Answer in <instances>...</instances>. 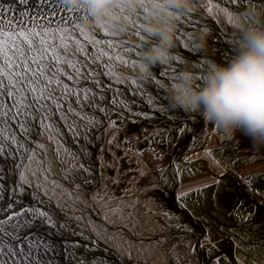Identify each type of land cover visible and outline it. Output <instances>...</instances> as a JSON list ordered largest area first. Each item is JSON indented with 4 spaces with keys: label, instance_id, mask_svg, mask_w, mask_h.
<instances>
[{
    "label": "snow or ice",
    "instance_id": "1",
    "mask_svg": "<svg viewBox=\"0 0 264 264\" xmlns=\"http://www.w3.org/2000/svg\"><path fill=\"white\" fill-rule=\"evenodd\" d=\"M205 3L206 7L193 8L180 14L177 28L180 50L158 62L155 72L148 76H122L116 70L118 67H128L135 72L143 49L152 42L144 38L146 13L143 10L136 13L137 24L131 29L133 34L123 38L106 24H99L94 29L86 28L80 12L73 11L68 0H15V3H0V158L5 162L9 158L17 161L15 172L12 166L6 167V163L0 162V264H87L82 254L78 256L76 249L80 248L91 255V264H109V259L103 255L109 249L101 250L100 245L116 240L117 236L105 235L109 229L105 227L101 230L91 219L87 225H80L83 216L67 217L65 206L60 203L64 197L73 205L82 202V198L76 194L82 190L77 180L84 185L92 183L89 179L92 168L88 162L91 156L88 145L91 142L90 133L102 123L95 112L99 110L104 114L109 129L119 131L117 121L111 118L109 110L96 102H102L105 99L104 93L113 88V83L105 86L101 78L106 77L118 85H134L133 95H146L147 103L154 112H169L174 107L167 105L168 97L162 95L166 90L163 81L165 78L170 81L176 79L178 66L184 63L181 51L187 55L200 52L193 35V31L201 24L197 18L198 13L202 11L216 25L223 21L237 30V17L240 14L247 17L249 6L254 5L253 0H243L245 10L238 13L235 9L241 0H228V4L224 0H205ZM18 5L22 7L18 9ZM236 38L237 31L229 33L218 28L216 51L222 54L225 49L234 51ZM224 58L228 59V56L225 54ZM199 61L203 69L206 60L200 56ZM115 92L117 95H113L111 103L132 112L125 100L117 98L119 88ZM156 98L162 102L154 104ZM86 104L92 108V114L85 112ZM192 112L193 115L183 117V120L195 124L196 110ZM134 115L151 118L149 112ZM119 117L123 119L122 112ZM192 131L185 125L179 128L178 135L182 137ZM66 133L76 144L79 154L67 147ZM96 139L101 137L97 135ZM115 140L116 132H113L108 144H113ZM49 144L55 152V162L61 165L60 180L53 173V160L48 155ZM100 151L103 152L104 148ZM206 152L211 155V150ZM140 174L144 175L143 172ZM219 175L222 178L225 173ZM159 176L167 185L168 180L163 171ZM237 180L256 201V205L264 208V182L255 183L259 176H238ZM62 181L70 187H66ZM118 182L116 179L112 181L113 184ZM149 184L151 188H157L155 178ZM212 184L219 190L221 179H214ZM25 185L32 189L30 196L34 203L24 204L16 211V207L23 204ZM210 186L204 184L202 187ZM191 191L200 194L202 188L172 194L179 208H186L185 198ZM166 192L167 188L162 189L160 197H164ZM91 199L94 204H99L104 200V195L97 192ZM53 202L64 213L63 216H57L51 210ZM111 203L109 199L102 205L105 209L102 212L105 224L114 226L118 233L124 229L134 231L136 224L132 222L129 209H135L138 200L123 207L120 205L124 202L120 200L115 207L109 208ZM90 207L95 211L94 206ZM160 214L169 229L192 231L171 210L161 209ZM73 219L79 231L73 228ZM173 219L176 220L175 224L170 223ZM85 227H88L89 234H85ZM203 239L208 241V246L205 248L201 243L199 247L205 250L206 256L211 257L217 245L208 235ZM166 240L167 237H162L157 243ZM177 248L178 244H173L170 252L174 264H181ZM196 251L193 245L189 252L184 253L183 264H191L188 256L196 255ZM221 259V256H216L210 264H221ZM223 259L226 264H231L227 257ZM237 264H240L238 259Z\"/></svg>",
    "mask_w": 264,
    "mask_h": 264
},
{
    "label": "rangeland",
    "instance_id": "2",
    "mask_svg": "<svg viewBox=\"0 0 264 264\" xmlns=\"http://www.w3.org/2000/svg\"><path fill=\"white\" fill-rule=\"evenodd\" d=\"M224 3L228 4V0H224ZM253 3L256 6H264V0H253ZM235 10L238 13L245 10L243 0ZM197 18L200 19L201 24L193 31V35L196 36V33L206 25L211 30L208 48L205 52L192 55L181 51L184 61L199 63V57L203 56L206 61L227 62L234 51L225 49L224 54L216 51L217 29L223 28L229 33L237 30L223 21L220 25H216L202 11L198 13ZM176 41V46L170 50V54L180 50L178 33ZM225 54L228 59L224 58ZM183 67L184 63L179 65L178 72L182 71ZM116 70L122 76L140 75L138 68L135 72L128 67H118ZM203 70L200 69V72L203 73ZM151 72H155V66L152 67ZM101 79L105 86L107 83H113V88L104 93L105 99L102 102L99 100L96 102L109 110L111 118L117 121L119 131L109 129L104 114L99 110L95 112L102 123L90 133L91 142L88 149L91 156L88 162L92 168V175L89 177L92 183L84 185L82 181L77 180L81 183L82 190L76 194L82 198V202L73 205L67 197L61 199L60 203L65 206L64 213L67 217L83 216L80 225H87L91 219L101 230L105 227L109 229L105 235L117 236L116 240H109L100 245L101 250L109 249L108 252L103 253L109 259V264H174L170 252L173 244H178L177 251L181 256V264L184 253L189 252L193 245L196 246L197 251L196 255L188 256L191 264H210L216 256L222 257L221 264H226L223 257H227L231 264H237V259L240 264H264V208L256 205V201L237 180L238 176L254 175L259 176V180L255 183L264 182V148L254 149L251 141L240 134L232 139L222 137L216 132L214 124L206 122L199 111L194 113L197 117L195 124L183 120V117L193 115L192 111L172 108L167 113L154 112L152 106L147 103L146 95H133L134 85L130 83L118 85L106 77ZM163 82L165 85L171 83L167 78ZM89 86L92 85L89 83ZM117 88L120 90L117 98L125 100L132 112L111 103L113 95H117L115 92ZM162 95L168 97L166 103L171 105L167 90ZM161 102L159 98L154 99V104ZM84 110L92 114L89 105L86 104ZM120 112L123 113V119L119 117ZM139 112H149L151 118L134 115ZM185 125L193 131L186 132L180 137L179 128ZM113 132H116V140L110 145L108 139ZM97 135L101 139L97 140ZM65 140L67 147L79 154L76 144L67 133ZM80 143L83 144V140ZM102 147L103 152L100 151ZM48 149L49 158L53 160V173L60 180L61 165L55 162L52 145L49 144ZM206 150H211V155ZM0 162L7 161L0 158ZM16 162L9 158V165L13 169ZM7 165L8 163L6 167ZM161 171L168 180L167 185L160 179ZM141 172L144 173L143 176ZM221 172L225 173L222 178L219 175ZM153 178L157 184L156 189L151 188L149 184ZM113 179L119 182L113 184ZM214 179H221L219 190L215 184H212ZM63 183L66 187H70L67 182ZM204 184L212 186L203 188ZM164 188H167V192L164 197H160V191ZM196 188H202V192L197 194L191 191L185 198L186 208H179L172 194ZM31 191L32 189L25 185L23 204L18 205L16 211H19L24 204L34 203L30 196ZM97 192L104 195V200L94 204L91 197ZM109 199L112 201L108 205L109 208L115 207L120 200L124 202L121 207L138 200L135 209H129L132 212V222L136 224L134 231L124 229L118 233L114 226L105 224L102 220V212L105 210L102 205ZM90 206H94L95 211ZM149 208L151 211H147ZM161 209L171 210L179 215L180 222L189 225L192 231L169 229L165 225V218L160 214ZM51 210L57 216L64 215L56 208L55 202L51 205ZM110 218L116 219V217ZM170 223L175 224L176 220L173 219ZM72 226L80 230L74 219ZM201 226H204V230ZM84 231L85 234H89L88 227H85ZM205 235L217 245L211 257L206 256L205 250L199 247L203 243L207 248L208 241L203 239ZM162 237H167L166 242L158 244ZM76 251L78 256L83 255L87 264H91L90 254L84 253L82 248ZM99 254L98 252L97 255Z\"/></svg>",
    "mask_w": 264,
    "mask_h": 264
},
{
    "label": "clouds",
    "instance_id": "3",
    "mask_svg": "<svg viewBox=\"0 0 264 264\" xmlns=\"http://www.w3.org/2000/svg\"><path fill=\"white\" fill-rule=\"evenodd\" d=\"M68 4L80 12L86 28L106 24L120 37L133 34L136 13L143 10L144 38L152 41L139 62L143 76L151 75L152 67L176 46L180 14L207 6L205 0H68ZM237 23L234 54L227 62L207 60L202 75L198 63L184 61L182 71L165 88L174 108L195 109L222 137L240 134L259 150L264 148V6L250 5L247 17L240 14ZM210 32L205 27L196 33L200 52L207 50Z\"/></svg>",
    "mask_w": 264,
    "mask_h": 264
},
{
    "label": "flooded vegetation",
    "instance_id": "4",
    "mask_svg": "<svg viewBox=\"0 0 264 264\" xmlns=\"http://www.w3.org/2000/svg\"><path fill=\"white\" fill-rule=\"evenodd\" d=\"M0 3H4V4H10V3H15V0H0ZM18 9L19 7H22V6H17ZM18 14V13H17Z\"/></svg>",
    "mask_w": 264,
    "mask_h": 264
},
{
    "label": "bare ground",
    "instance_id": "5",
    "mask_svg": "<svg viewBox=\"0 0 264 264\" xmlns=\"http://www.w3.org/2000/svg\"><path fill=\"white\" fill-rule=\"evenodd\" d=\"M6 163H8V165H7V166H10V165H9V159L7 160V162H6ZM115 259H116V258H115ZM116 260H117V259H116Z\"/></svg>",
    "mask_w": 264,
    "mask_h": 264
},
{
    "label": "trees",
    "instance_id": "6",
    "mask_svg": "<svg viewBox=\"0 0 264 264\" xmlns=\"http://www.w3.org/2000/svg\"><path fill=\"white\" fill-rule=\"evenodd\" d=\"M201 228H203V230H204V226H201Z\"/></svg>",
    "mask_w": 264,
    "mask_h": 264
}]
</instances>
